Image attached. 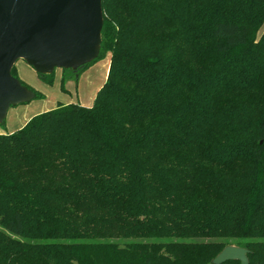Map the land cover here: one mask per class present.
Segmentation results:
<instances>
[{
    "label": "trees",
    "instance_id": "obj_1",
    "mask_svg": "<svg viewBox=\"0 0 264 264\" xmlns=\"http://www.w3.org/2000/svg\"><path fill=\"white\" fill-rule=\"evenodd\" d=\"M102 16L93 104L0 133V264H213L231 240L264 264V0Z\"/></svg>",
    "mask_w": 264,
    "mask_h": 264
},
{
    "label": "water",
    "instance_id": "obj_2",
    "mask_svg": "<svg viewBox=\"0 0 264 264\" xmlns=\"http://www.w3.org/2000/svg\"><path fill=\"white\" fill-rule=\"evenodd\" d=\"M102 0H0V123L12 105L34 92L11 74L18 59L37 73L76 70L99 54ZM248 249L226 245L213 264L238 260L249 264Z\"/></svg>",
    "mask_w": 264,
    "mask_h": 264
},
{
    "label": "rangeland",
    "instance_id": "obj_3",
    "mask_svg": "<svg viewBox=\"0 0 264 264\" xmlns=\"http://www.w3.org/2000/svg\"><path fill=\"white\" fill-rule=\"evenodd\" d=\"M14 66L18 71L19 79L38 92L40 96L33 97L28 102L10 106L4 121L0 123V133H11L17 130L34 116L54 109L59 103L91 106L95 94L105 82L109 67V53L95 58L76 78L64 77L63 70L55 68L52 72V80H43L24 59L16 60ZM198 241L220 240L199 239ZM229 243V245H235L234 240Z\"/></svg>",
    "mask_w": 264,
    "mask_h": 264
}]
</instances>
